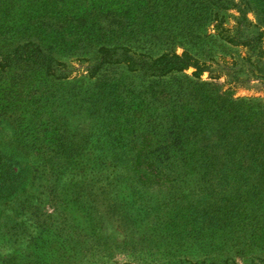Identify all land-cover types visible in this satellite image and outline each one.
I'll list each match as a JSON object with an SVG mask.
<instances>
[{
  "label": "rangeland",
  "instance_id": "374dc122",
  "mask_svg": "<svg viewBox=\"0 0 264 264\" xmlns=\"http://www.w3.org/2000/svg\"><path fill=\"white\" fill-rule=\"evenodd\" d=\"M76 1L0 0V60L30 42L25 28L32 15H79L82 2L89 1ZM92 1L100 3V12L137 11L135 0ZM221 2L228 9L214 7L208 34L225 29L240 30L242 39L261 35L264 50V0ZM74 44L65 43L67 49L55 54L57 75L48 92L36 90L30 75L16 84L0 78L2 103L9 96L13 102L0 106V178L9 181L7 189L0 188V264H261V215L244 202V223L232 215V201L216 202L245 192L231 170L222 185L215 173L198 170V163L174 159L168 175L156 178L154 168L144 177L132 170L127 135L122 145L110 146L109 133L86 110L93 56L70 49ZM174 48L182 54L183 47ZM230 49L216 83L233 99L264 104L261 79L241 72L239 81L229 82L231 65L246 70L250 57L243 46ZM210 78L208 72L201 75L202 81ZM33 125L50 129V137L32 136ZM52 140L58 151L49 147Z\"/></svg>",
  "mask_w": 264,
  "mask_h": 264
},
{
  "label": "trees",
  "instance_id": "16d2710c",
  "mask_svg": "<svg viewBox=\"0 0 264 264\" xmlns=\"http://www.w3.org/2000/svg\"><path fill=\"white\" fill-rule=\"evenodd\" d=\"M88 1H76L82 2L79 15H32L25 28L30 42L0 60V78L16 84L30 75L36 90L48 92L50 79L57 75L55 54L67 49L65 43H77L69 48L93 56L86 110L109 133L111 147L122 145V136H128L124 138L136 175L145 177L156 168V178L164 177L175 166L174 159H183L198 163V170L208 175L215 173L223 185L231 170L245 192L216 202L224 206L232 201V215L243 217L244 223L248 218L243 203H251L264 222V104L233 99L216 83L222 67L229 64L230 46L247 48L255 59L248 58L246 70L231 65L229 82L239 81L241 72L264 81L262 36L242 39L240 30L232 34L225 29L208 34L214 7L228 9L221 0H135L134 13L100 12V3ZM67 2L61 5L66 8ZM150 10L155 12L149 14ZM176 45L183 47L181 55L175 52ZM190 68L196 72L184 74ZM205 72L212 82L201 80ZM6 99L5 105L0 97L3 109L13 104L10 96ZM51 133L37 125L30 129L38 139ZM48 144L58 151L54 140ZM15 148L27 149L25 145ZM2 177L0 188L7 189L9 181Z\"/></svg>",
  "mask_w": 264,
  "mask_h": 264
}]
</instances>
